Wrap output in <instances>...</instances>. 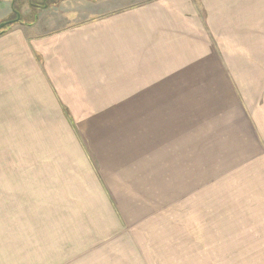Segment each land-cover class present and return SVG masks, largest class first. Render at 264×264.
Wrapping results in <instances>:
<instances>
[{
    "label": "rangeland",
    "instance_id": "obj_1",
    "mask_svg": "<svg viewBox=\"0 0 264 264\" xmlns=\"http://www.w3.org/2000/svg\"><path fill=\"white\" fill-rule=\"evenodd\" d=\"M146 1L0 0L1 31L73 26ZM3 80L0 264H264V164L236 181L221 164L241 151L242 101L178 102L182 125L197 122L198 148H173L158 140V102L109 99L126 94L108 81L78 94L94 99L61 101Z\"/></svg>",
    "mask_w": 264,
    "mask_h": 264
},
{
    "label": "crops",
    "instance_id": "obj_2",
    "mask_svg": "<svg viewBox=\"0 0 264 264\" xmlns=\"http://www.w3.org/2000/svg\"><path fill=\"white\" fill-rule=\"evenodd\" d=\"M53 25L22 24L0 36V76L8 90L87 100L94 98L78 94L101 93L108 81L110 90L126 94L109 99L157 101L159 142L189 149L198 148L197 122L182 125L178 102L220 97L230 107L242 101L241 151L221 164L230 166L234 181L264 164V77L242 83L226 73L264 69V0H147L73 26ZM234 82L242 87L235 90Z\"/></svg>",
    "mask_w": 264,
    "mask_h": 264
},
{
    "label": "water",
    "instance_id": "obj_3",
    "mask_svg": "<svg viewBox=\"0 0 264 264\" xmlns=\"http://www.w3.org/2000/svg\"><path fill=\"white\" fill-rule=\"evenodd\" d=\"M15 22H18V18L16 19V21ZM13 22H11V24H12ZM7 25H9L8 23H2V24H0V31L5 27V26H7Z\"/></svg>",
    "mask_w": 264,
    "mask_h": 264
},
{
    "label": "trees",
    "instance_id": "obj_4",
    "mask_svg": "<svg viewBox=\"0 0 264 264\" xmlns=\"http://www.w3.org/2000/svg\"><path fill=\"white\" fill-rule=\"evenodd\" d=\"M92 1H96V0H92ZM14 12L16 13V11H14ZM17 17H18V22H19V21H20V16L17 15ZM17 17H16V18H17ZM3 33H4V31H0V35L3 34Z\"/></svg>",
    "mask_w": 264,
    "mask_h": 264
},
{
    "label": "flooded vegetation",
    "instance_id": "obj_5",
    "mask_svg": "<svg viewBox=\"0 0 264 264\" xmlns=\"http://www.w3.org/2000/svg\"><path fill=\"white\" fill-rule=\"evenodd\" d=\"M13 12H14V11H13ZM14 14H15L16 16L19 15L17 12H16V13L14 12ZM19 16H20V15H19ZM17 18H18V17H17ZM17 18H16V19H17ZM15 21H16V20H15Z\"/></svg>",
    "mask_w": 264,
    "mask_h": 264
}]
</instances>
